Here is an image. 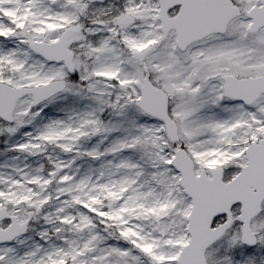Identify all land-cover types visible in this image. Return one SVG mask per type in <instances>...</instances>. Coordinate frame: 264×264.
Returning a JSON list of instances; mask_svg holds the SVG:
<instances>
[{"label":"snow or ice","instance_id":"snow-or-ice-1","mask_svg":"<svg viewBox=\"0 0 264 264\" xmlns=\"http://www.w3.org/2000/svg\"><path fill=\"white\" fill-rule=\"evenodd\" d=\"M0 264H264V0H0Z\"/></svg>","mask_w":264,"mask_h":264}]
</instances>
